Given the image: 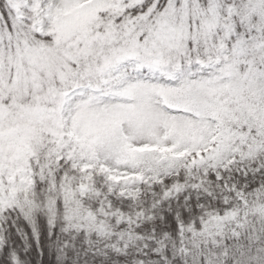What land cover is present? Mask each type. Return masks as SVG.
<instances>
[{"label":"snow or ice","instance_id":"6c2138e0","mask_svg":"<svg viewBox=\"0 0 264 264\" xmlns=\"http://www.w3.org/2000/svg\"><path fill=\"white\" fill-rule=\"evenodd\" d=\"M0 264H264V0H0Z\"/></svg>","mask_w":264,"mask_h":264}]
</instances>
